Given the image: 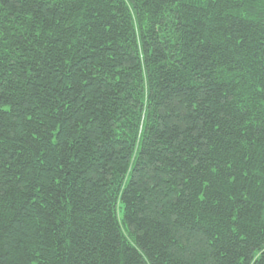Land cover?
Listing matches in <instances>:
<instances>
[{
	"label": "trees",
	"instance_id": "16d2710c",
	"mask_svg": "<svg viewBox=\"0 0 264 264\" xmlns=\"http://www.w3.org/2000/svg\"><path fill=\"white\" fill-rule=\"evenodd\" d=\"M0 264H264V0H0Z\"/></svg>",
	"mask_w": 264,
	"mask_h": 264
}]
</instances>
